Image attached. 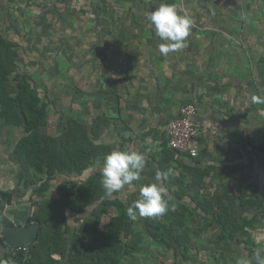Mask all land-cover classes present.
<instances>
[{"label":"crops","instance_id":"1","mask_svg":"<svg viewBox=\"0 0 264 264\" xmlns=\"http://www.w3.org/2000/svg\"><path fill=\"white\" fill-rule=\"evenodd\" d=\"M21 1L36 17H25L31 30L26 26L21 45L33 51L39 44L40 54L55 58L45 60V65L54 66L47 72L71 74V87L78 89L72 118L87 119L94 132L101 122L103 131L94 143L113 151L121 166L127 153L139 150L145 157L152 155L147 160L155 166L166 146L167 123L182 105L194 103L201 125L199 159L245 164L252 168V181L260 177L264 0H12L13 6ZM43 24L54 32L35 27ZM57 195L40 198L51 201ZM8 213L21 214L6 209L7 218ZM80 222L70 225L66 240L48 236L20 249L21 264H264V231L259 229V242L210 241L206 243L216 245V250L199 257L181 259L169 244L145 236L131 243L118 240L106 258L103 250L110 242L89 241L100 238L104 226L89 228L93 236L81 239L76 236ZM206 243L197 247L204 250ZM220 247L228 251L218 252ZM7 249L0 246V264H17Z\"/></svg>","mask_w":264,"mask_h":264},{"label":"rangeland","instance_id":"2","mask_svg":"<svg viewBox=\"0 0 264 264\" xmlns=\"http://www.w3.org/2000/svg\"><path fill=\"white\" fill-rule=\"evenodd\" d=\"M22 4L23 2H18L15 7L12 0H0V34L16 45L18 72L30 75L35 80L38 92L42 95L46 91L48 100L54 102V105H50V108L47 109V119L43 121L39 131L55 136L63 130L68 129L70 132L74 129L72 134H77L78 126L75 128V124L78 123L83 127L88 125L87 119H75V122L70 120L72 116L76 117L72 113L71 104L78 89L71 87L70 73H65L62 76L59 73L47 72V70L54 69V66L45 65L47 63L45 60L55 61V58H47L40 54L39 44L34 46L37 49H33V51H31L32 48L26 50V47L21 45L25 32L31 30L30 25L26 24L25 17L29 21L36 18L35 14L32 15ZM26 26H28V31L25 30ZM35 27L49 33L54 32L53 29H55L45 24L35 25ZM29 41L31 38L27 41L28 47L31 44ZM33 44L35 43L33 42ZM63 85L66 86V89H63ZM8 88L11 91L15 90L12 82L9 83ZM82 109L84 112L86 111L85 108ZM128 123L130 124V122ZM6 124L5 119L0 118V186L8 184L13 187L12 190L18 193L19 197L25 191L21 200L26 206L35 209V204L45 201L42 199L43 195L52 198L58 194L57 189L64 183L77 180L79 177L82 178L81 181H84L83 177L89 176L97 187V192H101L100 200L94 204L103 205V207L96 211V214H101V218L96 220V216H94L95 218L89 220L88 229L93 226L97 230V227L104 226L103 231L100 235L98 234L101 236L102 233H106L107 225L112 221L115 223L113 230L121 229L115 237L116 240L122 239L131 243L149 236L164 245L168 243L170 250H175L181 259L192 256L199 257L201 252L216 250V245L213 246L206 242L210 243L215 240L218 242L220 233L216 228L217 225L204 213L213 204L219 205L223 213H230L241 224L239 228L241 230L234 234L233 240L259 242L257 230L264 231V226L261 225L264 223V219L253 221L255 215H260L263 208L250 203L242 205L240 200L243 193L247 194L249 198H253L250 195L251 188L248 186L259 185V183L260 186H264V174L261 169H259L261 179L259 177L252 181V174H250L252 168H248L245 164L240 167L232 164L226 166L217 162L205 163L200 159L197 163L193 160L185 162L184 159H180V154L170 152L166 146H163L162 151H159L161 158L155 166L147 160L152 155L145 157L140 150L133 155L127 153L124 164L121 166V162L116 161L113 151L105 145L96 144L98 148L96 155L98 156L94 159L93 166L85 170L86 174L79 176L74 173L62 172L50 180L47 183L48 186L42 185L46 184L43 179L42 182L37 181L30 187L29 181L40 180L41 177L34 176V170L30 167L29 162L26 165L27 168L23 169L14 152V147L22 137L24 129L20 125ZM93 124L94 118L90 125ZM101 124L98 122L96 133H90L89 139L98 141V134L103 131ZM92 131L94 132L93 127ZM79 145L81 144L79 143ZM85 145L87 147V143ZM77 146L78 142L71 144L70 150L79 152V149L82 151L86 148L82 146L77 149ZM159 152L157 150L155 155ZM74 154L76 155V153ZM79 154L82 157L81 153ZM157 173L160 179L156 178ZM242 188L248 189L243 192ZM260 190L263 189L260 188ZM14 206L17 204L2 205L0 207L1 214L4 215L7 208ZM29 213L30 216L33 215L31 210ZM74 222V214L67 215L66 223L70 226ZM157 222L164 223L171 229L169 236L162 237L164 242L149 234L150 231L163 232V230L153 228ZM97 238L99 237L97 236ZM200 242L206 243L204 246L206 249L201 250L197 247ZM219 249L218 252L223 254L228 251L226 247ZM193 253L194 255H192Z\"/></svg>","mask_w":264,"mask_h":264},{"label":"trees","instance_id":"3","mask_svg":"<svg viewBox=\"0 0 264 264\" xmlns=\"http://www.w3.org/2000/svg\"><path fill=\"white\" fill-rule=\"evenodd\" d=\"M15 48L16 45L14 43L0 34V118L5 119L6 125H20L24 129L22 137L14 147V152L18 157L19 165L23 169L27 168L26 165L29 162L30 167L34 170V176L38 175L41 177L40 180L29 181V186L32 187L37 181L42 182L43 179L46 184L42 185H47L50 180L62 172L74 173L79 176H82L84 173L86 174L85 170L93 166L94 159L98 156L96 155L98 153L97 145L92 139H89L90 133L95 132L92 131V128H88L87 125L83 127L78 123L75 124V128L78 126L77 134H72V131H74L72 128L70 132L68 129L63 130L55 136L43 134L39 131V127L43 124V121L47 119V109L50 108V105H54V102L48 100L46 91H44L42 95L38 92L34 82L35 80H33L30 75L18 72L19 68L16 63L18 51ZM12 75L14 76L11 78ZM10 82L15 86L14 91L8 88ZM70 120L71 122H75L73 118ZM76 142H78L77 149L82 146L86 147V143L87 147L82 151L79 149V152L70 150L71 144H76ZM79 143L81 145H79ZM165 145L170 152L177 154V152L170 149L167 144ZM74 153H76L77 156ZM79 153H81L82 157H80ZM180 155L185 157V162L193 160L197 163L200 161L199 156L191 159L184 154ZM259 155L264 156V149L261 147L259 148ZM259 155L257 153V161L259 162L258 168L261 169L264 174V159L259 158ZM83 179L84 181L80 183L73 181L64 183L57 189L59 198L37 203L34 205L35 209L31 207L33 208V210H31L33 215L30 216L28 212L27 223H37L40 226L36 242L42 241L48 236L54 241L66 240L69 233L68 231L71 230L69 224L66 223L67 215L69 214H75V221L82 220V222L79 223L82 228L76 232L77 237L88 239L89 236H93V233L87 231L89 230L88 221L95 218L94 216H96V220L101 218V214H96V211L101 209L103 205L99 206V204H94L100 200L101 192H97V187L89 176H84ZM248 188H251L250 195L254 200L243 193L240 199L241 204L250 203L251 205L262 207L263 209L260 215H255L253 218V221L259 219L262 221L264 219V186L252 184L248 186ZM248 188H242L241 190L244 192L245 189ZM260 188L263 190H260ZM25 193L24 191L23 195L19 197L18 193L12 189H1L0 207L2 205H12L13 203L17 204V207L23 205L24 203H22L23 201L21 198ZM89 210H91V212H89ZM204 213L206 217L220 228L219 240H233L234 234L241 230L239 229L241 224L238 223L235 217L230 213H223L221 207L217 204H213V206L209 207ZM80 214L82 218L78 216ZM0 224H11V221L6 215L1 214V212ZM114 225L115 223L110 221L107 225L106 233H102L100 238H91L89 240L97 243L101 241L110 242L109 248L106 247V249L103 250L106 258H109V249L116 247L118 240H116L115 237L121 230L120 228L116 231L113 230ZM261 225L264 226V223H261ZM153 228L156 230H163L162 233L156 231L149 232L153 238L160 239V241L164 242V238L162 237L171 234L170 227L164 223L157 222ZM91 229H94V227L92 226ZM1 245L7 248L0 237V246ZM165 245L168 246V243H165ZM8 251L10 254L7 255L13 256L17 264L22 263L23 257L21 253L24 250L10 249Z\"/></svg>","mask_w":264,"mask_h":264},{"label":"built area","instance_id":"4","mask_svg":"<svg viewBox=\"0 0 264 264\" xmlns=\"http://www.w3.org/2000/svg\"><path fill=\"white\" fill-rule=\"evenodd\" d=\"M140 2L151 0H137ZM197 107L194 103L182 105L176 117L166 125L165 136L167 146L189 158L199 156L200 123L196 120ZM10 249H7L8 251ZM20 250V249H16Z\"/></svg>","mask_w":264,"mask_h":264},{"label":"water","instance_id":"5","mask_svg":"<svg viewBox=\"0 0 264 264\" xmlns=\"http://www.w3.org/2000/svg\"><path fill=\"white\" fill-rule=\"evenodd\" d=\"M13 209L20 211L21 214L14 217L8 213L7 216L11 224H0V237L7 248L11 250H26L36 240L40 226L37 223H27L28 212L32 209L31 207L21 205L18 207H9L7 211L9 212Z\"/></svg>","mask_w":264,"mask_h":264}]
</instances>
